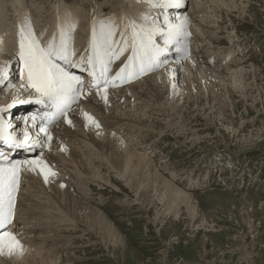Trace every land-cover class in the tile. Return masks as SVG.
Here are the masks:
<instances>
[{"label": "bare ground", "instance_id": "6f19581e", "mask_svg": "<svg viewBox=\"0 0 264 264\" xmlns=\"http://www.w3.org/2000/svg\"><path fill=\"white\" fill-rule=\"evenodd\" d=\"M10 1L13 4L11 6H14L12 16L8 15L7 0H0V66L8 65L9 68L8 78L0 79V118L5 124L4 132L11 136L15 134L21 142L27 132L29 140L23 145L30 147L18 148L6 140H0V152L12 162L39 157L55 175H48L45 180L38 168L31 170L21 165L19 184L14 194V215L7 230L16 235L22 249L11 253L7 249L0 252V264H58L56 260L52 261V255L59 253L57 248H60V244L72 243L71 239L73 241L75 237H68V232L85 231L83 223L101 234L104 241L109 238L110 245H116L118 240L109 235L112 231L111 221L82 196L88 195L84 186L86 176L87 179L98 177L110 183V177L100 171V165L97 166L101 160L104 167L116 169L137 195L142 193V197H151L150 193H153L152 196L162 204L163 210L159 211L165 212V215L172 213L177 216L186 210L190 219L194 220L198 211L195 195L162 177L153 156L146 154V151L153 149V143L149 147L142 144L146 143L147 136L155 134L162 137L167 131H175L185 139L194 136L195 140L191 138L196 141L200 133L205 134L200 131L209 129L198 128L206 125L205 122L199 123V119L206 121L217 118L221 122L220 117L230 105L227 100L230 96L235 97V91L246 99L252 94L250 90L257 89L258 94L252 96L253 101L262 102L264 106V80H261L263 77L257 79L264 75L263 69L253 65L245 68L243 59L236 62L232 60V46L235 45L232 37L231 48L220 51L222 38L216 31L218 25H213L217 21L215 15L222 11L229 14L236 11L245 13L246 6L242 2L245 0H184L182 7L169 10L172 15L187 17L186 27L190 35L185 41L187 52L181 59H177L173 50L167 56V66L138 75L126 83L117 80L116 86L109 85L106 100L103 87L90 88L82 77L84 92L65 114L66 119H62L63 115L51 124L45 118L49 107L36 102L38 94L34 89L22 87L27 85V77L17 56L18 32L26 19L30 20L42 44L53 35L59 40L62 27L67 31V25L74 24V29L68 35L71 37L70 46L76 53L73 57L75 61L79 56L92 52L94 18H110L114 21L117 25L115 39L119 41L121 33L130 38V31L126 32L125 28L131 20H135L137 25L148 24L150 21H145L143 17H156L160 9L152 8L148 0H104L102 3L89 0V5L84 0L82 3L73 1L75 4L59 0L58 4L52 6L53 12L48 10L52 14L48 19L46 14L43 15L45 8L42 6H32L26 0ZM105 5H110L108 13L103 7ZM236 36L239 37L237 33ZM157 42L163 43L159 36ZM129 55L130 48L113 60L109 66L112 76ZM185 58H188L187 61H184ZM62 66L77 75L86 73L69 65ZM19 90L25 92L16 97ZM202 96L206 102L199 103ZM85 113L94 118L99 127L87 119ZM231 121H225L222 126L230 129ZM41 127L47 130L46 133L40 131ZM192 145L191 150L195 147L194 142ZM156 151L153 152L157 154ZM142 187L144 192L140 191ZM75 188L82 195L74 194ZM153 200L151 197L146 201L154 203ZM66 246H63V250L70 248ZM78 259L67 257L68 263L65 264Z\"/></svg>", "mask_w": 264, "mask_h": 264}, {"label": "rangeland", "instance_id": "374dc122", "mask_svg": "<svg viewBox=\"0 0 264 264\" xmlns=\"http://www.w3.org/2000/svg\"><path fill=\"white\" fill-rule=\"evenodd\" d=\"M66 1L79 3L83 0ZM84 1L89 5V0ZM26 2L45 8L43 15L49 19L52 6L59 0ZM242 2L246 6L245 13L222 11L215 15L217 21L213 25H218L216 31L222 38L218 48L225 51L234 41L232 60L243 59L245 68L247 65L260 66L264 73V0ZM11 5L12 2L7 0L10 16L14 12ZM109 6H103L106 13ZM260 78L264 80V75L257 79ZM23 92L19 90L15 96ZM250 92L251 96L246 99L237 91L234 98L228 94L227 102L231 106L228 105L220 117L221 122L217 118L206 121L200 118L199 123L206 125L198 128L209 129L200 131L205 134H198L200 137L196 141L194 136L185 139L175 131H167L162 137L147 136L146 143L142 144L149 147L153 143V149L146 154L153 156L162 177L195 195L198 211L194 220L186 210L177 216L165 215L159 211L163 210L162 204L152 196L153 193L150 195L154 203L146 201L151 197H142V193L137 195L116 169L104 167L101 160L97 166L100 165V171L110 177V183L98 177H88V181L84 175V186L90 195L84 196L76 188L73 193L90 200L92 207L108 217L112 223L109 235L116 238L118 244L110 245L109 238L104 241L101 234L83 223L85 231L63 233L75 237L73 241L71 239L73 244H60L59 253L52 255V261L65 264L67 257L72 256L79 259L71 264H264V106L262 102L253 101L257 89ZM201 102H206L204 96L200 97ZM229 120H232L231 131L222 126ZM192 142L195 147L191 150ZM140 191L144 192V187ZM62 245L70 248L63 250Z\"/></svg>", "mask_w": 264, "mask_h": 264}, {"label": "snow or ice", "instance_id": "6c2138e0", "mask_svg": "<svg viewBox=\"0 0 264 264\" xmlns=\"http://www.w3.org/2000/svg\"><path fill=\"white\" fill-rule=\"evenodd\" d=\"M183 2L184 0H148L152 8L160 9V14L156 17L144 16L145 21H150L148 24L137 25L135 20H131L125 28L126 32L130 31V38L121 33L119 41L115 39L117 25L114 21L110 18L101 20L94 18L92 52L90 55L79 56L75 61L73 57L76 53L70 46L71 37L68 35L74 29V24L69 23L67 31L62 27L59 40L53 35L42 44L32 29L30 20L26 19L18 32L17 56L27 77V85L22 87L34 89L38 94L36 102L52 108L54 115H65L84 92V80L80 75L69 71L68 67L62 66L63 64L86 72L91 77L89 87L96 89L103 87L106 100L109 85L116 86L117 80L120 83H126L138 75L161 68L168 63L167 56L173 50L177 59H181L187 52L185 41L190 35L186 27L187 17L172 15L169 12L170 9L182 7ZM158 36L162 39V44L157 42ZM129 48L131 55L112 76L109 66ZM8 70V65L0 66V79L8 78ZM172 87L175 88L176 85L173 84ZM85 116L99 127L94 118L87 113ZM4 128L5 124L0 118V140H7L17 147L28 142L27 132L24 133V140L21 142L10 134L5 136ZM40 131L46 133L47 130L41 127ZM48 139L50 140L51 137L49 136ZM0 161H4L0 163V252L7 249L11 253L22 249L16 235L7 230L14 215V194L19 184L21 165H26L31 170L38 168L44 174L45 180L48 175H55V173L39 157L12 162L3 152H0Z\"/></svg>", "mask_w": 264, "mask_h": 264}]
</instances>
